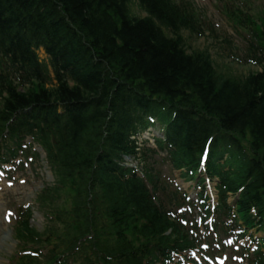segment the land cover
Returning a JSON list of instances; mask_svg holds the SVG:
<instances>
[{
  "label": "trees",
  "instance_id": "trees-1",
  "mask_svg": "<svg viewBox=\"0 0 264 264\" xmlns=\"http://www.w3.org/2000/svg\"><path fill=\"white\" fill-rule=\"evenodd\" d=\"M35 1L0 0V16L5 12L9 19H19L25 25L20 16L23 14L16 11L19 5L24 8L25 17L26 14L44 17L46 14L33 8ZM52 2V5L64 4L70 22L56 25L57 17L49 15L50 19L43 20L45 24L40 27L26 17L27 26H31L28 32L42 30L51 36L54 41L48 37L45 41L48 51L55 55L53 49L57 50V56L64 59L63 70L70 71L74 80L79 78L83 87L59 82L43 90L42 85L32 87L21 82H1L9 86L6 99L0 103V119L34 106L40 117L47 118L50 123L54 120L51 104L63 107V114L55 115V126L49 127L46 135L45 142L52 158L61 160L63 171L72 173L83 184L84 193L77 197L80 202L90 212H100L101 217L105 214L104 224L100 221L98 225L101 234L108 233L110 227L123 230L119 238L122 248L101 240L92 242L97 253L102 255V264H110L107 260L110 258L121 264H143L148 254L131 256L133 249L128 246L127 238L133 247H142L140 253L145 254L140 240L144 234L152 238L154 244L165 247V240L154 233L167 239L170 235L163 233L179 227L167 225L164 204L154 205L139 179L129 176V171H123L117 164L121 155L135 154V146L128 136L133 130L131 123L134 125L140 117L122 115L128 108L140 114L160 111L159 106L165 108V116L160 121L168 125L167 133L177 148L173 156L179 166L195 167L209 136L215 135L212 147L233 144L239 155V158L232 155L236 163L230 165L234 169L222 173L212 165L208 173L220 178L223 194L240 191L243 208L240 212L252 211L264 227V62L261 58L255 54L251 56L258 68L246 76H226L220 73L225 68L214 66L208 51L185 53L182 45L180 48L172 40L162 38L149 22L134 27L110 22L116 20L122 9H117L118 0ZM141 2L148 7L144 0ZM160 2L165 8L163 12L174 22L172 33L179 34L178 29L187 27V23L184 19L175 23L176 10L166 0ZM48 3L43 7L45 11L50 8ZM74 30H78L77 33L83 30L89 39L85 40ZM8 46H12L11 39L1 18L0 50ZM116 56L122 57V64ZM1 72L0 68V76ZM54 72L55 79L65 81L60 73ZM18 76L23 79L20 73ZM249 129L251 133L246 132ZM243 143L247 144L249 154ZM94 187L103 202L89 195ZM88 220L92 221L89 213ZM83 221L70 220L67 234L71 240L84 237ZM188 245L177 243L166 248Z\"/></svg>",
  "mask_w": 264,
  "mask_h": 264
},
{
  "label": "bare ground",
  "instance_id": "bare-ground-1",
  "mask_svg": "<svg viewBox=\"0 0 264 264\" xmlns=\"http://www.w3.org/2000/svg\"><path fill=\"white\" fill-rule=\"evenodd\" d=\"M48 1H49L48 4L50 5L49 6L50 8H48L45 11L43 9V7ZM175 1L178 2V6H179V7L171 6L176 10L174 12V15H175L174 19L176 20L175 23L177 22L178 19H184L185 22L187 23V27L180 28L178 30L181 33L183 31H186V33H188L190 35H194L195 39H198L197 37L199 36V33L196 31L195 27L202 28L203 31L207 33V27L209 26L210 21H209L208 15H206L205 13L202 15V12L204 10V6H200L195 0H175ZM208 1L213 2L212 0H208ZM214 1L219 2V0H214ZM144 2H146L148 5V8H149L148 13H146L145 17H143V16L138 17L135 14H133L134 11H131L129 0H118V2H116L117 9H118V11L121 8L122 9L120 12L117 13L116 20L112 19V21H110V22L114 23L116 21V24L118 26H121L122 23H127L130 27H134L135 25H138L139 23L149 22V23H151L152 28L154 30L155 29L158 30V32L160 33L162 38L172 40L173 42L176 43V45L178 47H180L182 44L184 45V43L187 42L186 37H184L182 34L172 33L171 29L175 28L174 22L170 18L168 13L163 12L164 7H162L160 0H144ZM27 3L29 4V2H27ZM52 4H53L52 0H36L35 3L33 4V8L36 10L39 9L40 13H43L46 15H44V17H41V16L36 17L35 15L30 16L29 14H26V17H28V19H30V20L32 19L33 22L38 23V26H40V27L42 26V23H44V21H47L46 19H50L49 15H51V18L53 16L57 17L56 25L59 24L60 26H63L65 24L64 22L69 23L71 19H70V16L65 9L64 4L63 3H56V5H52ZM16 11L19 14H23L20 16L24 18L25 25L24 24L22 25V23L19 19H16V18L9 19L7 16V13H5V12L2 14V16H0V19L2 18L5 22V26L7 27V31H9V35H10V39H11V45H12L10 47L9 46L6 47L5 52L3 50H1L2 53H0V61H8V62H6L7 65H4L3 63H2L3 65L0 64V68L2 70L5 68V70H7V71H12V70L19 71V73L23 76L24 82L26 84L32 85V87H35L37 85H42L43 90L48 89L47 86L53 87V85H49V84H53L52 82H54V83L66 82L69 85L79 84L81 87H83L81 85L82 83H81L79 78L74 80L71 77L70 71H67L66 69L63 70L64 68L62 67V63L64 62V59L62 56L60 57L57 55H53L50 52L45 51L46 49L44 46V44H45L44 41L41 39H40V41H38V39L35 37L36 33H38V31L36 33L28 32V29L31 26H27L28 19H26L25 15H24V8L17 5ZM59 11H61V12H59ZM111 12H114V11H111ZM254 14L257 15L256 12H254ZM259 14L264 15V12H259ZM54 21H55V19H54ZM234 25L238 27L237 24L234 23ZM22 26H23V28H22ZM83 27L85 28L86 33L89 35V30L86 28V26H83ZM178 30H175V31H178ZM74 31L76 32L75 34H79V36L84 38L85 40L89 39L87 37V35L83 32V30L80 33H77L78 30H74ZM116 42H118V41L116 40ZM211 44L212 43L208 44L209 46L207 48H204V49L199 50V51H207L210 48ZM1 45L3 47L5 46L3 44H1ZM95 46L97 47V49L100 50L99 45L95 44ZM180 48H183V47H180ZM197 49L198 48L192 50L190 53H194V52L200 53ZM38 51L42 52L45 57H42V55H38ZM186 52L189 53L187 49H186L185 53ZM42 60L48 61L49 64L46 65V67H41L42 65H44L41 63ZM116 60L120 64H122V57L116 56ZM27 61H31L32 63H27ZM212 62L214 64V66H215V64H218L221 66L224 65V61L221 62V61H214L213 60ZM47 66H49V67H47ZM50 67L52 70L50 69ZM223 67H225V66H223ZM14 68H16V69H14ZM54 70L57 71L58 73H60L65 81L54 79V80H52V82L51 81L48 82L47 78H45V79L43 78V76H45V75H50L51 77L54 78V76H55ZM69 70H70V68H69ZM219 71H221V69H219ZM243 74H245V73H243ZM244 76H246V75H243L241 77H244ZM5 89H7V87ZM17 111H15V112H17ZM33 111L34 110H26V113H27L29 118H32ZM246 132L251 133V130L249 129V131H246ZM6 134L10 135V133H6ZM17 138H27V136L23 133H20L17 136ZM204 144L207 145L206 143H204ZM42 152L45 156L51 157V155L48 154L47 150L43 149ZM223 154L225 156L229 155L227 152H223ZM141 157L144 159L149 158V154L148 153L142 154ZM9 162L10 161H8L7 163H5L3 165H7ZM124 163L127 164V160ZM233 163H236V161ZM193 167H194V165H193ZM194 168L200 169V167L198 165H196ZM208 169L209 168H207V167H205L203 169L201 168V170H203V172H202L203 175L204 174L209 175ZM16 172H19V170H16ZM57 173H60V174L62 173L67 177H73V174L70 172L58 171ZM18 177H19V175H18ZM79 188H82V187L79 185ZM236 209L238 211H243V208H241V207H238ZM165 216L167 219L166 220L167 225H169L170 227L173 225H177L176 218L170 211L166 210ZM244 221H246V222H244ZM244 221L235 220L229 226H219L217 224V217L209 218L208 214H206V217H197V219H195L193 222L195 224H206V223L212 224L214 227H213V230L211 233L215 236H217L218 233H224L227 231H231V232L237 234L235 236V238L242 242L241 239L243 238L244 233H247L250 230V228L254 225V221L252 218L246 217V218H244ZM239 230H241V231H239ZM208 232L209 231L207 229L193 230L187 224L185 227L176 228L175 231H173V232H172V230L171 231L167 230L166 232H164L163 234L170 235L169 238H167V239L161 238L162 236L157 235L156 233H154V234L160 240H165L167 245L173 246V245H176L177 243H180L181 245L199 243L202 241V238ZM262 235L264 236V232ZM226 238H224V239H226ZM141 239H142V242L144 244L143 250H144L146 255L150 251L160 247L158 244H154L152 242L153 241L152 238L148 237L147 234H144ZM158 243H159V241H158ZM5 250L7 251V249H5ZM14 256H15L14 260L10 261V263H8V264H13L16 261V259H17L16 257L18 255L15 254ZM21 256H23V258H24V256H29V255L26 254L25 251L23 250L21 252ZM23 258L21 259V261H23ZM186 258H187L186 261L188 263H190L188 261V258H189L188 255H186ZM6 261H8V260H5L3 258V256L0 255V264H7ZM186 261L179 262V264L180 263H186Z\"/></svg>",
  "mask_w": 264,
  "mask_h": 264
},
{
  "label": "rangeland",
  "instance_id": "rangeland-1",
  "mask_svg": "<svg viewBox=\"0 0 264 264\" xmlns=\"http://www.w3.org/2000/svg\"><path fill=\"white\" fill-rule=\"evenodd\" d=\"M168 2L169 5L171 6H175L178 5V2H176L175 0H166ZM200 6H204V10L202 12V15L205 13L206 15H208L209 17V21L210 24L213 26V28L215 30H217V32H220L224 35H226V33L224 32V29L221 27L220 24V20H219V15L217 14V11H213L212 8L209 9L208 7H206L205 5H209L208 0H195ZM213 1V5H214V9L215 6L217 7H221L222 5L220 4V2L222 0H219V2H215ZM249 1V3L251 4L250 0H246ZM130 3V8L131 11H134L133 14H135L138 17H145L146 13H148L149 8L144 5L141 0H129ZM176 3V4H175ZM240 6H244L241 5ZM253 10V9H252ZM255 11V9H254ZM216 25H218L216 28ZM38 28V27H37ZM234 31H237L236 28H233ZM228 34L226 36H228L230 38V31H227ZM179 34H182L184 37H186L187 42L184 43V45L182 44L183 47H185V49L188 50V52H191L192 50L198 48L197 50H202L204 48H207L210 44V48L208 49L209 53L211 54L212 58L214 61H224V65L225 67L216 64L218 67H222L225 68L223 71H221L220 73L226 75V76H235V77H241L243 75H247V73H249L250 71H255L254 68L251 67H241V66H237L235 64H233L232 62L229 61V57L231 54L234 55H241L243 53V51L240 50V48H238V46L234 45L233 40L230 38V43H232L231 46H227L225 44H219V41L216 40L215 37H207L208 35L207 33H205L204 37H197L198 39H195L194 35H190L188 33H186V31H183L182 33L180 31H178ZM209 36V35H208ZM36 37L37 39H41L44 41H46V38L48 37L49 39H51L52 37L49 36L48 34H45L42 30H39L38 33H36ZM222 37V36H221ZM54 41V39H51V42ZM45 46V44H44ZM236 47V48H235ZM49 48V47H48ZM57 50L53 49V52L55 55H57L56 52ZM232 51V52H230ZM38 55H42V57H45L44 54L40 51H38ZM45 61V60H42ZM245 73V74H243ZM123 109L125 108L124 106H122ZM158 129H151L150 131H148L147 133L142 134L141 136H138L137 139H139V141L141 140H147L148 145L152 146V142L150 141L151 137L155 136L158 133ZM38 149V148H36ZM131 164H135V162H131ZM27 167V166H26ZM60 170H64V168L61 166ZM18 179L15 180H11L10 179H5L4 182L6 181L5 185H0V255L3 256V258L6 261V263H10V261L14 260L15 258V253L18 250V243L16 242L15 239V234H14V227L16 221H17V217H16V211L17 209H21L26 208V207H33V205L35 204L36 201V196L38 194V192H40V190L43 187H47L53 184V174H51L49 167H47L46 163L41 162L40 160H38L30 169L29 167L27 168H23L22 170L19 171V173L16 175L18 176ZM22 180V181H21ZM9 183V185H8ZM83 187V185H82ZM190 191V190H189ZM96 193V194H93ZM100 193L98 192L97 188L94 187L93 190L91 192H89V195L91 196H97V200L99 202H103L101 196L99 195ZM8 213H12L14 215L13 218H11V222L9 224L4 222V217L5 214ZM11 217V215H10ZM31 227L37 229V231H41L42 229H44L45 227V222L43 217L39 214L34 212L32 219H31ZM65 228L59 229V228H54L53 230L58 233L60 230H64ZM110 233V232H109ZM123 230L121 228H118L114 231H112V233H110L109 235V239H110V243H115L119 240L120 236L122 235ZM5 237H4V236ZM5 238V239H4ZM108 239V237L106 238ZM104 241V240H102ZM128 241V238H127ZM106 242V241H104ZM245 245H242L241 243H239L240 248L242 249V247H248L249 246V242L244 240L243 241ZM122 245V244H121ZM120 245V246H121ZM7 249V251L5 250ZM20 254V253H19ZM13 255V256H12ZM234 256H236V253L234 252L233 247L227 249V252L224 256V259H226L225 264H237V257L239 256V254L233 258ZM243 263V262H241ZM14 264V263H13ZM200 264H204L203 261L201 260ZM247 264V263H244Z\"/></svg>",
  "mask_w": 264,
  "mask_h": 264
}]
</instances>
